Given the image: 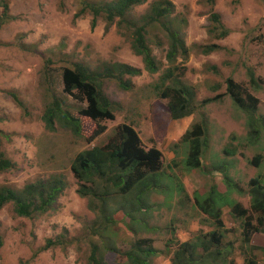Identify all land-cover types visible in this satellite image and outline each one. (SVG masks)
Returning <instances> with one entry per match:
<instances>
[{
    "label": "rangeland",
    "instance_id": "1",
    "mask_svg": "<svg viewBox=\"0 0 264 264\" xmlns=\"http://www.w3.org/2000/svg\"><path fill=\"white\" fill-rule=\"evenodd\" d=\"M116 1L0 0V161L11 162L0 171V191L65 185L46 212L31 218L19 216L12 202L0 208V264H92L94 246L104 264H124V251L141 239H152L159 251L151 264H171L184 242L198 245L193 264H264V232L258 231L263 215L254 204V194H264V0H145L113 22L103 11L93 27L95 16L85 7ZM168 5L169 14L155 16V9ZM141 27L159 69L155 74L134 51ZM169 31L184 44L172 61ZM77 65L118 76L103 84L115 120L106 121L107 131L93 142L88 139L96 123L80 114L87 104L65 92L66 74ZM125 67L140 74L122 75ZM229 79L258 98L254 118L228 93ZM182 87L194 93L196 110L174 120L168 105ZM163 93L169 96L163 99ZM55 101L79 119L80 133L59 118L48 129L45 115ZM122 124L138 132L145 149L161 151V170L148 177L147 188L126 196L116 191L107 203L80 196L73 162L83 153L103 164L97 150ZM196 125L204 127L206 143L201 167L190 169L184 136ZM139 197L145 203L140 210ZM209 197L218 202L222 227L204 210ZM236 205L247 214L235 212ZM102 215L116 222L106 225L105 235ZM60 236L62 244L45 248ZM203 244L210 252L201 250Z\"/></svg>",
    "mask_w": 264,
    "mask_h": 264
},
{
    "label": "trees",
    "instance_id": "2",
    "mask_svg": "<svg viewBox=\"0 0 264 264\" xmlns=\"http://www.w3.org/2000/svg\"><path fill=\"white\" fill-rule=\"evenodd\" d=\"M143 3H145V0H117L109 5L101 7L88 5L85 8H89L91 13L95 16L93 20V27H96V17L103 11L108 13V21L113 22L115 17L123 18L130 9ZM172 6L168 5V7L164 9H155V16L160 18L169 14ZM85 10L86 9H83V11ZM213 18L215 22L219 23L218 15L215 14ZM145 31V28L141 27L135 32L136 40L134 44V51L137 55L144 58L147 70L150 73L155 74L159 69L155 65L154 59L152 58L146 45ZM169 37L171 39V47L173 51L168 54V58L172 61L177 55L176 49L178 47L184 49V44L174 32L169 31ZM215 48L216 46L209 47L205 52L210 53L215 50ZM121 74L138 76L140 73L135 69L125 67ZM249 75L251 76L253 83H255L256 80L254 72L250 71ZM113 79H118V76H115L111 71L103 74L94 73L83 65H77L74 73L72 72L66 74L65 92L69 95L76 96V99L81 102H85L87 107H85L80 114L90 118L96 123V127L88 139L89 142H93L107 131L108 127L105 123L106 121L115 120L112 102L103 90L104 82L106 80ZM120 84L123 88H128V85L125 82H121ZM227 86L228 93L231 95L235 103L243 110H246L251 118H254L259 107L258 98L243 92L244 90L242 86L234 82L232 79L228 80ZM161 96L163 99H166L169 95L168 93H163ZM13 99L19 106L23 107V103L18 101L16 96H13ZM208 102L209 100L205 101V103ZM193 103L194 93L187 87L179 89L178 92L173 95L172 100L168 105L172 119L180 120L191 116L196 110ZM57 118L63 122L65 121V126L72 129L73 133H80L81 126L79 119H75L73 116H70V113L62 108L60 101H55L53 106L49 108L45 115V120L49 130H54V121ZM184 139L186 141H190V154L186 161L187 167L190 169L200 168L202 165L201 159L203 147L204 143H206V140L204 139V127L202 125H196L192 131H188L185 134ZM97 151L106 158V161L103 164L99 161H95L96 159L87 157V154L85 155L82 153L78 155L72 165V172L79 183L77 191L82 197L93 196L97 197L100 201L107 203L109 202L107 197L112 196V194L116 191H119V193L126 196L137 188H141V190L144 189L142 186L147 188V184L145 182L148 177L151 174L159 172L162 168L163 154L161 151L156 148L149 150L145 149L138 132L132 126L127 124L119 125L115 132V136L110 138L109 142L100 147ZM254 164L258 166V159L254 161ZM10 166V161L5 159L0 161V171H4ZM222 172H225V170L222 169ZM107 175H109V177H107ZM104 177H106L105 180L103 179ZM98 181L103 183L102 188L95 187L96 182ZM253 183L256 184L257 182L253 181ZM64 189L65 185L63 183H56L55 186H47L45 183H40L32 187H28L21 194H15L13 191H0V208L7 203L12 202L15 205V211L19 216L31 218L37 212H46ZM146 191L147 190H143L142 192L145 193ZM211 197H209V200H211ZM254 204H256L255 210L263 215L259 218L260 228L258 231L264 232V194H254ZM217 205V200L212 199L208 203L209 207L204 208V210L213 219L216 218L219 220L220 212L215 210ZM144 207L145 203L143 202V199L139 197L138 208L136 209L140 210ZM234 210L241 215L247 214V210H241L240 205H236ZM128 216L131 219L132 213L129 212ZM105 218L104 215H102L101 226L105 227V229L102 230L104 235L107 230L106 225L109 224V222L116 223L109 217L107 219ZM132 218L134 220V217ZM218 222L222 227L223 222L221 220ZM94 235L100 238V233L97 231ZM212 236L215 242L220 243L221 236H217V233H214ZM61 238L63 237L60 236L57 241L52 239L49 240L45 248L48 249L57 244H62L63 241ZM1 244L2 243L0 242V247ZM178 244L179 249L175 253L171 264H193L194 254L198 249V245H193L190 242ZM114 248L115 250L117 249L116 247ZM110 249L113 250V247H110ZM98 250L99 248L97 246L92 248L90 256L92 264H104L102 262L103 260H100L98 257ZM201 250H203L204 253H208L210 252V247L203 244ZM123 254V257H126L127 260L124 264H151L154 257L159 254V251L155 249L154 241L152 239H141L136 240V242L124 251ZM217 254H221V252L218 251ZM248 264L256 263L253 260H250Z\"/></svg>",
    "mask_w": 264,
    "mask_h": 264
}]
</instances>
